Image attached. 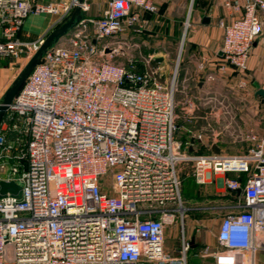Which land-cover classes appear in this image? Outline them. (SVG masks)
Instances as JSON below:
<instances>
[{"label": "built area", "instance_id": "built-area-1", "mask_svg": "<svg viewBox=\"0 0 264 264\" xmlns=\"http://www.w3.org/2000/svg\"><path fill=\"white\" fill-rule=\"evenodd\" d=\"M77 8L88 10L79 0H0V58L32 56L45 42L20 40L29 16H57L56 30ZM244 9L233 23H221L217 62L219 72L242 78L264 33V0H248ZM156 11L151 0H108L102 17L89 20L95 40L74 34L87 25L81 18L68 45L49 48L9 104L0 123V189L14 182L21 193L0 198V264H189L184 227L178 255L165 248L166 230L186 214L184 163L199 184L215 173L247 177L225 179L227 190L242 191L243 210L221 220L218 249L200 250L212 260L205 264H254L264 249V140L252 136L242 155H183L175 141L182 125L174 82L160 65L140 70L137 62L104 57L116 50L98 49L135 27L140 12ZM208 62L204 56L200 69Z\"/></svg>", "mask_w": 264, "mask_h": 264}, {"label": "crops", "instance_id": "crops-1", "mask_svg": "<svg viewBox=\"0 0 264 264\" xmlns=\"http://www.w3.org/2000/svg\"><path fill=\"white\" fill-rule=\"evenodd\" d=\"M56 0H33L34 4H49ZM157 11L155 13L140 12V22L133 28L128 30L133 33H141L150 30L159 39V44L163 47L166 45V37L173 33L176 26L189 22L187 31V54L185 57V66L180 73L179 82L184 89L191 90L196 88L201 95H206L208 91L218 87L219 82H227L225 74L217 70V62L220 60L221 50L223 47L224 30L221 28V23L231 24L235 20L243 16L245 5L248 0H151ZM89 12L82 13V18L87 20H97L102 17L104 10L107 7L108 0H87ZM58 21V17L52 14L31 15L29 16L19 33L21 41L26 43H37L47 37L54 31V26ZM264 23V20H263ZM167 55V54H164ZM206 56L209 59L205 69H200L202 58ZM8 59V58H7ZM160 60V59H157ZM160 64L163 62H157ZM10 64L6 59L0 58V95L13 85L11 76L12 69L8 67ZM219 72L220 74L217 75ZM212 76L214 79L209 80ZM245 78L234 73L232 82L239 84L244 79L247 82L245 88L246 95L260 96L257 85L264 90V33L255 41L248 60V69L244 74ZM13 78V77H12ZM251 85V86H250ZM192 119V132L199 133L201 140H189V146L186 148L192 156L214 154L213 146H217L221 153L230 155H242L244 152L232 154L226 152V146L222 141L208 140L207 135L203 132L209 126V112L203 109L195 108L192 105L190 108ZM240 122L242 124L243 135L241 140H252L255 136L257 140H264V116L258 118V113H264L262 108L257 105L242 106L240 109ZM217 121V120H216ZM218 122V121H217ZM247 153V152H246ZM181 176V196L183 205L186 209V217H193L194 221L198 222V230L193 235L190 234V241L194 240L190 251V264H200L203 260L195 256L205 247H209L211 251L218 249L217 232L221 220L230 215L243 210V193H232L225 187V179L246 180L245 174L237 173H215L207 180L205 184L215 183L216 189L224 191L221 195L218 194V200L215 204H205L198 206V202L194 201V194L190 191V186L201 187L193 175V167L180 169ZM210 220L208 221V217ZM198 218V219H197ZM190 230V229H189ZM215 232V234H213ZM214 235V236H213ZM188 237V235H187ZM168 252V251H167ZM170 254V252H168ZM179 252L174 251L172 256H177ZM261 257V258H260ZM261 259H264L263 254H256L254 264H260ZM209 261H212L211 259Z\"/></svg>", "mask_w": 264, "mask_h": 264}, {"label": "rangeland", "instance_id": "rangeland-1", "mask_svg": "<svg viewBox=\"0 0 264 264\" xmlns=\"http://www.w3.org/2000/svg\"><path fill=\"white\" fill-rule=\"evenodd\" d=\"M60 0H56L50 3H58ZM49 3V4H50ZM87 6L88 2L85 0ZM84 11V14L89 12ZM83 16V15H82ZM87 20V18L84 17ZM86 27L79 28L74 34H82L87 40H95V25L86 22ZM82 29V30H81ZM189 29V22L185 20V24L181 27L176 26L173 29V33L167 35L165 47L159 44V39L155 34H152L150 30L141 33H133L132 31L126 29L124 32L118 34L114 38L106 39L100 43H97L98 49H102L107 46L108 50H116V56L111 58L110 56H104L107 59H112L120 64L127 63L128 61L137 62L139 68H154L161 66V71L166 75L168 81L174 82L175 86V100H176V113L178 115V125H182L179 129L177 135L175 136V141L180 147L182 154H188L189 140H201L199 133L192 132V117L190 114V108L195 106L203 109V106L207 112H209V126L203 132L207 135L208 140H218L222 141L226 146V152L237 154L241 151L246 153L251 147L252 143L249 140H241L243 135L242 124L239 120L240 111L242 106H252L257 105L264 110V104L262 103V97L249 96L246 95L245 88H240L235 81H231L234 73H226L224 76L228 79L227 82H219L218 87L208 91L206 95H201L197 92L196 88L184 89V87L179 82V76L185 66V57L187 54V31ZM71 33L66 39H63L58 45L59 47H66L68 45V39L74 36ZM36 52L30 55H23L17 58L6 59L10 64L8 67L12 69V83L18 78L22 70L26 67L31 58ZM110 53V52H109ZM108 53V55H109ZM167 54V55H164ZM163 59V62L156 64L155 60ZM142 66V67H140ZM219 75L220 73L217 72ZM13 77V78H12ZM12 86V85H11ZM11 86L0 95V101L4 98L5 94L9 91ZM251 86V85H250ZM258 118L264 116V113L259 112ZM218 122H217V121ZM263 141V140H260ZM191 163H184L181 165L182 168H190ZM215 183H207L201 185V187L190 186V191L194 194V201L201 206L205 204H215L218 200V194H222L224 191L217 190ZM208 217V216H207ZM198 219V218H197ZM210 216L208 217V221ZM184 227V232L188 235L190 239V234L194 235L198 230V222L194 221L193 217L190 215L184 218L178 216L174 225L170 226L166 230L165 234V248L170 254L174 251L179 252L181 249L182 240V229ZM190 229V230H189ZM190 232V234H188ZM215 234V232L213 233ZM214 236V235H213ZM10 258H12V251L9 252ZM258 254L264 255V249L260 250ZM190 253L188 254V261L190 264ZM195 256L200 257L199 253ZM201 258V257H200ZM261 258V257H260ZM203 261L200 264L210 263V259L201 258ZM252 260V256L249 257ZM260 264H264V259L259 260Z\"/></svg>", "mask_w": 264, "mask_h": 264}, {"label": "water", "instance_id": "water-1", "mask_svg": "<svg viewBox=\"0 0 264 264\" xmlns=\"http://www.w3.org/2000/svg\"><path fill=\"white\" fill-rule=\"evenodd\" d=\"M80 3H84L85 0H79ZM82 13L81 9L77 8L72 15V17L65 22L62 26L54 30L45 40V42L41 45L39 50L36 52V54L31 58V60L28 62L26 67L22 70L18 78L14 81L13 85L9 89V91L5 94L4 98L1 101L0 104V123L8 110L9 104L12 103L14 97L18 93V91L21 89L23 84L25 83L26 79L29 77V75L32 73L35 66L38 64L39 60L43 56V54L51 48L53 45L59 44L63 41V39H66L67 36H69L71 33H73L75 30L78 29L77 23L81 20ZM96 41H94V44ZM110 50L107 51L109 53ZM162 60H157V62H161ZM258 93L262 97V103L264 104V90L260 89L259 85H257ZM212 151L214 154H220V149L217 146H213ZM232 193L241 194V190L237 191H231ZM7 193H11L13 196L18 197L21 193V188L16 185L14 182L1 183V189H0V198L4 197ZM194 243V240L191 241V244Z\"/></svg>", "mask_w": 264, "mask_h": 264}, {"label": "trees", "instance_id": "trees-1", "mask_svg": "<svg viewBox=\"0 0 264 264\" xmlns=\"http://www.w3.org/2000/svg\"><path fill=\"white\" fill-rule=\"evenodd\" d=\"M116 63H118V62H116ZM118 64H120V63H118ZM124 65H129V61L127 62V63H123ZM140 67H142V66H140ZM140 70H143V69H141V68H139ZM188 263H189V261H188Z\"/></svg>", "mask_w": 264, "mask_h": 264}]
</instances>
